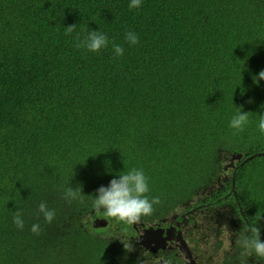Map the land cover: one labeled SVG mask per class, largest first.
I'll list each match as a JSON object with an SVG mask.
<instances>
[{"label":"trees","instance_id":"16d2710c","mask_svg":"<svg viewBox=\"0 0 264 264\" xmlns=\"http://www.w3.org/2000/svg\"><path fill=\"white\" fill-rule=\"evenodd\" d=\"M127 4L0 0V264H111L99 251L113 259L133 249L124 262L135 264L133 226L174 213L198 214L219 234L237 221L234 242L260 217L264 241V81L252 80L264 69V0ZM89 29L109 44L75 47ZM234 106L249 112L240 131L228 126ZM234 153L241 159L227 167ZM130 168L145 174L152 211L128 223L93 209L96 188ZM77 185L78 198H67ZM96 215L105 226L92 225Z\"/></svg>","mask_w":264,"mask_h":264},{"label":"clouds","instance_id":"9594fccd","mask_svg":"<svg viewBox=\"0 0 264 264\" xmlns=\"http://www.w3.org/2000/svg\"><path fill=\"white\" fill-rule=\"evenodd\" d=\"M141 0H128V8H139ZM72 25L67 26L69 30H71ZM125 40L130 44H135L137 41V36L134 32L128 31L124 34ZM109 44V38L105 35V33L96 30H88L81 39H78L75 42V47L77 48H84L90 52H97L100 49L105 48ZM112 51L113 54L119 56L123 52V48L119 44H112ZM253 83H257L258 81H264V69L259 70L255 75L252 77ZM235 111L231 116L230 120L228 121V126L236 131L242 130L243 126L248 121V111H241V107L234 106ZM260 111L257 115L258 118V128L261 133H264V106L262 104L259 106ZM241 155V153H234L232 155ZM229 156L226 160H230L233 156ZM241 159V158H240ZM240 161V160H239ZM238 162V161H236ZM235 161L233 162V164ZM226 166V165H225ZM226 168V167H225ZM234 168V167H233ZM232 180V188L234 186V176L231 178ZM78 186V187H77ZM75 188L68 187L65 190V196L70 199L78 198L79 194H81L80 186L77 185ZM222 186H220V189ZM148 191V184L147 178L142 170L136 168H130L127 171L121 172L119 174L113 175V177L108 181L107 185H100L95 190V195H91V207L93 209H97L101 211L103 210V214L108 217H115L119 220L126 221L128 223H132L136 221L140 215L148 214L152 211V203L155 202L156 197L152 198V201H149L147 196L144 194ZM37 209L39 213L43 216L45 221H51L54 216V211L48 208L45 202L41 201ZM92 212H95L93 210ZM241 215L242 210L239 209ZM212 216V213H211ZM213 217V216H212ZM97 218L104 219L102 216L96 215L94 220ZM260 217H257L254 221L247 223L245 226H242V230L239 231L238 237L236 239V243L238 244L239 248L246 254V258L249 256H255L260 259H264V241L260 240L261 236L259 235V228L257 227V221ZM13 223L16 225L17 228L23 227V220L21 218L19 210H17L12 217ZM93 220V221H94ZM105 220V219H104ZM235 224H238L235 221ZM239 225V224H238ZM105 226V225H104ZM240 226V225H239ZM102 227V226H101ZM235 230V225H233ZM230 230L228 233L232 235L235 239V232L237 230ZM30 231L33 233H38L39 226L37 224H32L30 226ZM168 233V231L166 230ZM232 232V233H231ZM154 236L153 231H146L144 232V236L141 234L139 237L136 235V243L138 244L143 258L138 257L135 264H148V261L152 259V251L154 249V242L152 241V237ZM146 238L149 241V246L143 247L139 244L140 238ZM161 239L165 241H171L175 244L178 251L182 253L180 247H186L188 253L190 255L191 260L192 256L189 250V247L186 241L180 236L176 235L173 239H164L161 236ZM205 247H209L210 245H204ZM150 251V252H147ZM183 257L184 254L182 253ZM105 260L114 264L116 259L120 260L119 258L114 257L113 259L110 258L108 254H104ZM216 258V257H214ZM245 260L241 261V264H246ZM187 264V260L184 257ZM249 264H253L250 262L249 258L247 259ZM155 261V260H154ZM153 261V262H154ZM211 261V260H210ZM173 263L179 264L177 260ZM194 263V261H193ZM195 264V263H194ZM207 264H212L208 262ZM215 264L216 261H215ZM228 264H237L235 259L233 258L232 262Z\"/></svg>","mask_w":264,"mask_h":264},{"label":"flooded vegetation","instance_id":"af4514ba","mask_svg":"<svg viewBox=\"0 0 264 264\" xmlns=\"http://www.w3.org/2000/svg\"><path fill=\"white\" fill-rule=\"evenodd\" d=\"M203 213L207 216H211V211ZM234 225L236 227L235 230L240 227L238 224L234 223ZM133 227L135 233L134 236H132V239L134 240H136V235H138V237L141 234L144 236V232L146 231L154 232L155 241L158 238H161V236L166 240L167 238L173 239L174 236L180 235L186 241L195 264H207L208 262L215 264V261L217 264H228L232 262L234 258L233 256H230V253L235 250H240L230 233L224 230L219 234V230L216 228L214 229L213 224L206 221L198 214L190 216L188 213H174L165 218H149L145 223L137 222ZM204 245L210 246L205 247ZM135 253L136 250L134 252L133 249L129 252H121L117 256L120 261L125 264L124 259L127 258L132 261ZM137 253L138 257L143 258L141 252ZM151 254L152 259L148 261V264H173L176 260L180 262V264H185L186 262L182 253L178 251L175 244L171 241H165V243H162L161 247H158L154 243V249ZM248 258L253 263L260 264L259 260H254V256H249Z\"/></svg>","mask_w":264,"mask_h":264},{"label":"water","instance_id":"95a60500","mask_svg":"<svg viewBox=\"0 0 264 264\" xmlns=\"http://www.w3.org/2000/svg\"><path fill=\"white\" fill-rule=\"evenodd\" d=\"M233 156V158L232 159H230L229 161V165L227 166V167H234V164H233V162L234 161H239L240 160V158H241V155H232ZM249 158H246L243 162H245V161H247ZM227 168H225V170H226ZM106 220H104V219H101V218H97V219H95L93 222H92V225L94 226V227H101V226H104V225H106ZM152 241L158 246V247H161L162 246V243H164V240H162L161 238H158L156 241H155V234H154V236L152 237ZM139 244L141 245V246H143V247H147V246H149L150 244H149V241L144 237V238H140L139 239ZM180 251L184 254V257L186 258V260H187V264H194L193 263V261L191 260V258H190V255H189V253H188V250H187V248L186 247H183V246H181L180 247Z\"/></svg>","mask_w":264,"mask_h":264},{"label":"rangeland","instance_id":"374dc122","mask_svg":"<svg viewBox=\"0 0 264 264\" xmlns=\"http://www.w3.org/2000/svg\"><path fill=\"white\" fill-rule=\"evenodd\" d=\"M109 228H110V227H109ZM109 228L105 229L104 232L109 231V230H108ZM99 234H100V233H99ZM99 252H100V253L98 254L97 257H100V258L103 260V262H105V256H104V253H103L102 251H99Z\"/></svg>","mask_w":264,"mask_h":264}]
</instances>
